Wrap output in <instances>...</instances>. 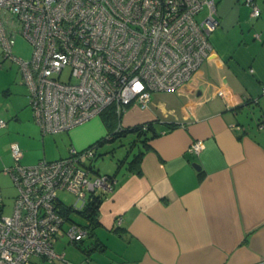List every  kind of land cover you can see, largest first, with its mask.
<instances>
[{"label":"crops","instance_id":"obj_1","mask_svg":"<svg viewBox=\"0 0 264 264\" xmlns=\"http://www.w3.org/2000/svg\"><path fill=\"white\" fill-rule=\"evenodd\" d=\"M213 2L218 24L208 37L212 48L192 77L174 90L153 92L145 108L128 106L115 123L114 130L155 123L159 135L138 158L140 172L130 160L142 145L105 173L116 182L99 206L93 235L74 244L58 231L54 250L67 262L46 264H264V0H255L258 17L250 15L244 0ZM7 60L2 57L0 67ZM7 88L11 94L21 89V97L0 103L6 122L0 126L2 216L12 213L17 194L7 171L14 164L10 146L25 147L39 133L46 138L23 94L21 76ZM112 128L100 114L48 133L59 140L57 154L22 152L19 162L66 157L72 148L110 135ZM194 139L202 140L198 154L188 151ZM72 208L77 212L79 201Z\"/></svg>","mask_w":264,"mask_h":264},{"label":"built area","instance_id":"obj_2","mask_svg":"<svg viewBox=\"0 0 264 264\" xmlns=\"http://www.w3.org/2000/svg\"><path fill=\"white\" fill-rule=\"evenodd\" d=\"M244 3L252 17L260 15L255 0ZM214 14L213 0H0V48L18 64L40 132L58 133L110 108L119 117L132 104L145 108L153 92L186 83L211 51ZM18 35L31 45L26 59L12 52ZM201 145L194 139L188 151L198 154ZM10 152L17 194L12 213L0 215V264H37L35 256L67 262L53 238L62 230L76 243L87 229L73 221L62 228L58 191L74 193L81 208L90 194L112 192L114 176L86 163L95 145L32 165L19 162L18 145Z\"/></svg>","mask_w":264,"mask_h":264},{"label":"rangeland","instance_id":"obj_3","mask_svg":"<svg viewBox=\"0 0 264 264\" xmlns=\"http://www.w3.org/2000/svg\"><path fill=\"white\" fill-rule=\"evenodd\" d=\"M206 12L207 9L205 8L198 16V19H200L201 16L204 15ZM30 51H31V45L29 44V42L23 36L18 35L16 38V42L13 46V51H12L13 54L17 57L26 59L28 58ZM2 57L3 54L1 53V48H0V61L2 60ZM66 73L67 72L65 71L63 75L64 79H66L65 78L67 75ZM19 80H20V72L18 69V64L11 59L5 61L3 67H0V103L1 104H5V103L9 104L11 103V99L13 100L20 99L21 94L19 93V91L21 89L17 88L15 92L14 91L12 92V94L11 92L7 91L9 90V88H7L9 84L15 81L19 82ZM22 90H23V94H25L27 97V93L24 90V88H22ZM3 91L5 92V95ZM10 94L11 96L7 97ZM117 121H115L114 123H117ZM40 135L41 134L39 133V139H33V140L29 139V142L25 147H19V148L22 149L23 153L29 151L32 154L35 151L34 153L41 154V157L48 158V156H55L58 151L54 150L55 149L54 145L55 143L56 145H58L59 140L55 138V136H51L50 134L44 135L43 137L46 138L42 140ZM138 139L139 138L135 133H128L124 136L116 137L112 142H105L102 146L96 149V153L94 157H92V159L86 160V163L90 165L92 169L97 171L99 174L113 173L117 167V162H119L120 160L126 157L131 158L132 155L130 154L131 151H133L134 153L137 150V146L140 145V141ZM57 196L61 202L72 207H74L78 201L76 195L67 190L58 191ZM71 218L77 222L84 221L83 217L78 212L75 211L72 212ZM61 233L62 231H60V234ZM31 260L35 261L37 264L40 263L46 264L44 261H40V258L36 256L31 257Z\"/></svg>","mask_w":264,"mask_h":264},{"label":"trees","instance_id":"obj_4","mask_svg":"<svg viewBox=\"0 0 264 264\" xmlns=\"http://www.w3.org/2000/svg\"><path fill=\"white\" fill-rule=\"evenodd\" d=\"M104 115L105 121L106 123H110V125L112 124V132L110 133V135L99 139L95 142H93L92 144H90L89 146H94L98 147V145L102 144V142H104V140H106V138H116V137H121L124 136L128 133H135L138 136V140L140 141V145H142V147H144L143 150H139L134 156L133 158L130 160V163H136V166L132 168H134L136 170V172H140L138 166H137V161L138 158L144 153V151L149 148V145L147 144V141L151 138L156 137L157 135H159V132L156 130L155 127V123L154 122H145L143 124L140 125H136L133 127H129V128H124V129H116L115 128V121L119 120L120 117L116 115V113L110 108L105 110L103 113H101V115ZM118 122V121H117ZM167 129H170L171 127H173V125H167L166 126ZM109 175V174H107ZM113 176V175H110ZM108 194L106 193H92L90 194L87 199H85V203L83 204V206L76 210L84 219L83 222H76L73 219H71L69 217L70 212L73 211L74 209L71 206L68 205H63L61 212L63 213V215L65 216L66 219L70 220V222H76L78 224H81L82 226H84L87 229V235L91 236L94 233V229L98 226V209L99 206L101 204V202L107 197ZM79 242V241H78ZM78 242L74 243L77 244Z\"/></svg>","mask_w":264,"mask_h":264},{"label":"water","instance_id":"obj_5","mask_svg":"<svg viewBox=\"0 0 264 264\" xmlns=\"http://www.w3.org/2000/svg\"><path fill=\"white\" fill-rule=\"evenodd\" d=\"M194 166H196V164H194ZM198 167V166H197ZM199 168V167H198Z\"/></svg>","mask_w":264,"mask_h":264}]
</instances>
